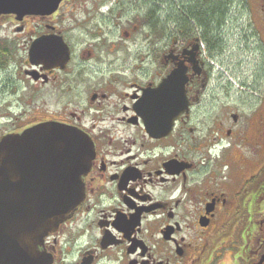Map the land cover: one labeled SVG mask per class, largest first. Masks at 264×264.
I'll return each instance as SVG.
<instances>
[{
	"label": "flooded vegetation",
	"instance_id": "af4514ba",
	"mask_svg": "<svg viewBox=\"0 0 264 264\" xmlns=\"http://www.w3.org/2000/svg\"><path fill=\"white\" fill-rule=\"evenodd\" d=\"M145 1L0 14L13 187L53 185L41 136L32 150L17 139L31 129L75 130L93 148L82 201L39 249L50 264H264V73L226 79L207 32L160 27ZM93 13L108 15L104 32ZM174 72L179 101L163 103Z\"/></svg>",
	"mask_w": 264,
	"mask_h": 264
},
{
	"label": "water",
	"instance_id": "95a60500",
	"mask_svg": "<svg viewBox=\"0 0 264 264\" xmlns=\"http://www.w3.org/2000/svg\"><path fill=\"white\" fill-rule=\"evenodd\" d=\"M60 1L0 0V14H50ZM176 80L174 72L157 88L163 103L170 101L171 95L173 101H179V82L175 83ZM36 135L41 136L45 161L49 163V177L53 184L49 193L45 188L13 187L10 175L15 139L9 136L1 147L4 153L0 157V264H50L49 257L39 250L44 237L55 231L84 197L82 176L93 156L92 143L87 136L58 125H44L19 135L17 139L27 143V150H32Z\"/></svg>",
	"mask_w": 264,
	"mask_h": 264
},
{
	"label": "rangeland",
	"instance_id": "374dc122",
	"mask_svg": "<svg viewBox=\"0 0 264 264\" xmlns=\"http://www.w3.org/2000/svg\"><path fill=\"white\" fill-rule=\"evenodd\" d=\"M195 1L197 0H173L174 6H171L170 10L159 0H146L145 3L146 8L150 6L156 12L160 27L178 32L179 22H183L182 17L187 18V14L183 13L182 9L184 10V7ZM210 1L215 3L217 0ZM219 2L225 8V11L219 15L221 25H217L215 20L210 22L208 39L211 51L217 56L218 61L224 63L221 66L224 77L227 79V76L234 78L242 75L251 79L256 76L257 69L261 77L264 73V65L260 66L262 61L264 62V45L259 41L261 34L255 33L264 32V9L261 8L263 0H219ZM160 9H165V11L162 12ZM103 17L107 20L108 15L93 13L90 16L93 31L104 32L105 28L103 29L101 24ZM170 18H173L174 22H168ZM216 18H218V13ZM107 40H111V37ZM107 44L104 46V52L108 49ZM257 44L260 47H257ZM106 58L105 55L104 59L96 61L100 62ZM259 87H261L260 84Z\"/></svg>",
	"mask_w": 264,
	"mask_h": 264
},
{
	"label": "trees",
	"instance_id": "16d2710c",
	"mask_svg": "<svg viewBox=\"0 0 264 264\" xmlns=\"http://www.w3.org/2000/svg\"><path fill=\"white\" fill-rule=\"evenodd\" d=\"M159 2L164 3L165 7L167 5L169 10L171 6H174L173 0H159ZM160 10L162 12L165 11V9ZM182 11L187 14V18L182 17L181 20L183 22H179V32H207L210 35V22L215 20L217 25H221V16L219 15L225 11V8L223 4L221 5L219 0L215 3L210 0H197L195 3L184 7V10L182 9ZM217 13L218 18H216ZM168 22H174V19L170 18Z\"/></svg>",
	"mask_w": 264,
	"mask_h": 264
}]
</instances>
